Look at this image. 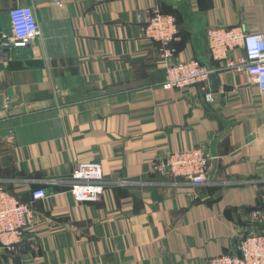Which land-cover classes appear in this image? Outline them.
<instances>
[{
  "label": "crops",
  "instance_id": "crops-1",
  "mask_svg": "<svg viewBox=\"0 0 264 264\" xmlns=\"http://www.w3.org/2000/svg\"><path fill=\"white\" fill-rule=\"evenodd\" d=\"M21 7L41 35L15 50L5 37ZM154 11L177 20L171 59L146 37ZM213 27L264 35V0H0V186L34 214L0 264H207L264 230L251 220L264 213V93L210 57ZM181 60L216 78L164 88ZM199 147L214 158L206 185L152 171L154 158ZM87 163L105 190L81 203L71 177Z\"/></svg>",
  "mask_w": 264,
  "mask_h": 264
},
{
  "label": "built area",
  "instance_id": "built-area-1",
  "mask_svg": "<svg viewBox=\"0 0 264 264\" xmlns=\"http://www.w3.org/2000/svg\"><path fill=\"white\" fill-rule=\"evenodd\" d=\"M11 34L5 38L11 49L31 46L41 35L37 17L31 8H17L9 13ZM146 37L162 46V57H174L172 43L177 41L179 29L172 15L154 11L145 21ZM210 57L220 62L225 70L247 73L264 93V35L251 34L241 28L213 27L207 33ZM243 50L244 56L236 58L233 53ZM214 69L203 66L200 61L176 62L166 69L167 89L182 90L208 82ZM214 158L202 148L170 153L158 158L153 164L155 173L163 178L185 179L194 186L206 185L207 173ZM74 185L70 193L80 202H96L105 190V181L99 165H81L71 177ZM33 199L48 198L43 190L34 192ZM34 218L33 211L26 203H21L5 188L0 187V246L5 252L13 253L23 244L25 231ZM251 220L264 224V213L255 210ZM251 230L242 237L240 251L235 255H223L211 259L207 264H264V230Z\"/></svg>",
  "mask_w": 264,
  "mask_h": 264
},
{
  "label": "rangeland",
  "instance_id": "rangeland-1",
  "mask_svg": "<svg viewBox=\"0 0 264 264\" xmlns=\"http://www.w3.org/2000/svg\"><path fill=\"white\" fill-rule=\"evenodd\" d=\"M151 16V15H150ZM149 16V17H150ZM148 39V38H147ZM159 46H161V45H159ZM161 48H162V46H161ZM174 55H175V52H174ZM161 57H162V52H161ZM163 58V57H162ZM164 59V58H163ZM166 59V58H165ZM168 59V58H167ZM158 158H164V156H161V157H156V158H154V161H153V163H152V171L154 172V170H153V164H154V162H155V160H157ZM87 164H92V165H98V164H93V163H87ZM81 167V165H79L78 167H77V169L72 173V176L74 175V173L76 172V171H78L79 170V168ZM101 167V166H100ZM101 170H102V168H101ZM155 173V172H154ZM155 174H157V173H155ZM157 175H159V174H157ZM159 176H161V175H159ZM102 177H103V174H102ZM162 177V176H161ZM104 178V177H103ZM163 178V177H162ZM164 179H166V178H164ZM175 180H178V181H184L183 179H175ZM104 181H105V178H104ZM186 181V180H185ZM188 182V181H187ZM0 187H2V186H0ZM4 188V187H3ZM6 190H7V188H6ZM8 191V190H7ZM9 192V191H8ZM10 193V192H9ZM11 194V193H10ZM70 194H72V193H70ZM12 195V194H11ZM14 196V195H13ZM73 196H74V194H73ZM14 197H16V196H14ZM17 198V197H16ZM74 198L76 199V197L74 196ZM76 201H78L77 199H76ZM78 202H80V201H78ZM81 203H86V202H81ZM32 222H33V220H32ZM31 222V223H32ZM31 223H29L28 224V226L31 224ZM27 226V228H26V231H25V235H26V233H27V229L29 228ZM1 247V246H0ZM4 251V250H3ZM5 252V251H4ZM5 253H7V252H5ZM9 253V252H8Z\"/></svg>",
  "mask_w": 264,
  "mask_h": 264
},
{
  "label": "water",
  "instance_id": "water-1",
  "mask_svg": "<svg viewBox=\"0 0 264 264\" xmlns=\"http://www.w3.org/2000/svg\"><path fill=\"white\" fill-rule=\"evenodd\" d=\"M210 77H212V79L216 78L215 74H211Z\"/></svg>",
  "mask_w": 264,
  "mask_h": 264
}]
</instances>
